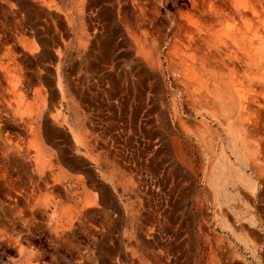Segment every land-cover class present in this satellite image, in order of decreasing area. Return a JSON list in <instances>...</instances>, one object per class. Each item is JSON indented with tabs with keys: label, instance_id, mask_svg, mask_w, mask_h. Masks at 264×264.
Segmentation results:
<instances>
[{
	"label": "rangeland",
	"instance_id": "obj_1",
	"mask_svg": "<svg viewBox=\"0 0 264 264\" xmlns=\"http://www.w3.org/2000/svg\"><path fill=\"white\" fill-rule=\"evenodd\" d=\"M38 2V11L51 16L35 25L21 0H5L0 14V36L8 40L0 54L13 51L17 85L28 104L26 110L12 103V114L24 122L41 115L33 142L43 163L36 174L30 166L35 150L27 148L31 138L21 124L6 121L25 163L11 184L0 182V264H101L119 258V247L135 264H264V110L252 120L258 136L248 140L257 145L253 159L260 178L255 167L237 159L234 145L244 151V135L235 136L221 114L217 121L194 119V111L185 110L188 125L204 121L213 131L202 140L178 128L163 131L170 125L163 110L170 100L163 82V29L166 36L169 15L187 11L188 1L46 0L48 9ZM117 29L124 46L115 44L121 40L113 35ZM21 38L40 41V53L43 44L61 47L54 48L61 56L55 63L60 94L40 84L39 72L45 77L49 61L19 44ZM136 39H147L144 49L152 55L157 51L148 74L134 56ZM114 54L121 57L119 68ZM213 84L215 104L218 83ZM39 89L42 94H36ZM180 155H187L188 167ZM220 162L226 179L210 182ZM239 168L255 183L254 191L234 177Z\"/></svg>",
	"mask_w": 264,
	"mask_h": 264
},
{
	"label": "bare ground",
	"instance_id": "obj_2",
	"mask_svg": "<svg viewBox=\"0 0 264 264\" xmlns=\"http://www.w3.org/2000/svg\"><path fill=\"white\" fill-rule=\"evenodd\" d=\"M21 1L24 9L28 12L27 21L33 25L46 14L51 16L49 10L38 11L37 4L40 0ZM187 1L189 4L187 11H178L174 15H169L170 24L166 36L163 29V37H166L167 40L163 42L165 47H163V82L168 81L170 93V100L163 103V110L168 112L170 125L163 126V131L167 128L177 133L176 130L181 129V133H188L195 138L198 136V140H202L212 135L213 131L204 121H201L199 125H188L184 121L187 118H184L185 110H193L194 119L200 117L205 120V116H207L217 121V113L221 114L224 121L230 122V129L235 136L240 132L244 135L242 141L247 144V148L242 151L237 144L234 145L237 159L245 167H255L256 174L260 178L262 170L260 171V167L253 159V151L257 145L251 141L255 140L259 133L255 126L256 123L253 125L252 120L255 117L258 119L260 110H264V0ZM4 2L5 0H0V14L4 12L3 8L6 5ZM42 4L45 5L44 8L48 9L47 4L49 3H46V0H42ZM113 35L115 39L118 36L121 39L120 41L116 40V45L120 46V42L123 46L126 44V38L119 29L115 30ZM18 41L22 46L34 49L36 53L40 51V41L38 43L29 42L24 38ZM136 42L134 56H137L143 72L146 70L147 73V70L151 68L149 61L153 57L158 58L157 51L152 55L151 50L144 49V46L148 45L147 39L143 41L136 39ZM7 44L8 40L5 38L3 40L0 36V45L6 46ZM42 47L44 51L37 54H41V60L49 61V64L47 63L44 68L45 77L39 72L38 79H40V84H46L51 94L60 93L62 87L55 63L60 61L61 56L54 48L61 47L58 44L52 46V49L48 48V44H43ZM117 57L121 58L118 55ZM16 66L13 51L11 48H6L5 53L0 54V182L8 185L13 181V172L23 173L22 164L25 163V158L20 140L16 138L17 145L5 131L6 121L23 126L31 138L27 148L35 150V157L30 158V166L36 174H40L43 169V163L40 161L42 156L36 151L33 142V138L39 133L36 130L35 122L39 121L41 115L37 113L31 117L33 113L26 112L27 117H31L33 122H24L23 118L19 121L12 114V103L25 105L28 110V104L25 103L27 100L25 92L17 85L21 79L16 76ZM216 81L218 83L216 86L217 98L214 104L211 102V86ZM15 82L16 84H14ZM124 85L123 87L129 93L132 90L131 87ZM41 91L43 89L37 90L36 94L39 92L42 94ZM141 92H139V107L143 108V103L140 102H143L144 90ZM188 118L191 119L190 116ZM221 154L224 156L225 152L222 151ZM179 161L184 167H188L191 163L187 155H180ZM16 165L21 170L14 171ZM224 171L225 164L220 162L209 176L210 182L225 180ZM233 174L247 188L254 191L255 183L243 174L240 168ZM182 178L185 181L189 180L190 176L183 173Z\"/></svg>",
	"mask_w": 264,
	"mask_h": 264
},
{
	"label": "crops",
	"instance_id": "obj_3",
	"mask_svg": "<svg viewBox=\"0 0 264 264\" xmlns=\"http://www.w3.org/2000/svg\"><path fill=\"white\" fill-rule=\"evenodd\" d=\"M119 48V47H118ZM117 48V49H118ZM37 56H39L40 58H41V54H36ZM119 56V55H118ZM108 57V55L107 54H105V56H104V58L105 59H110L109 57ZM114 60L116 61L117 60V68H119V64H120V62H119V59H118V57H117V55H115L114 54ZM120 57V56H119ZM123 86V84L121 85V83H118V85H117V87L120 89V90H122V89H124V88H122L121 89V87ZM124 86H126V85H124ZM47 87V86H46ZM48 88V87H47ZM49 90V89H48ZM120 90H119V92H120ZM61 93V92H60ZM59 92H57V94H60ZM56 94V95H57ZM130 94V93H129ZM52 95H55V94H52ZM119 95V98H118V100L120 99V94H118ZM129 96V95H128ZM127 96V97H128ZM129 99V98H128ZM126 100V99H125ZM125 100H124V105H125ZM119 102H120V100H119ZM124 110V109H123ZM71 129L72 130H74V125L73 126H71ZM55 135H57V134H55ZM54 135V136H55ZM61 138H63L62 136H60ZM65 139V138H64ZM34 166V165H33ZM82 166H85L84 164H82ZM94 181H96V177H94V178H92ZM117 236H119V235H117ZM117 244V242L116 241H114L113 242V247L115 246ZM119 249H121V255H120V257L119 258H110V259H107V260H102V263L101 264H135V259H133L131 256H130V254L129 253H125V251H124V248L123 247H119Z\"/></svg>",
	"mask_w": 264,
	"mask_h": 264
}]
</instances>
